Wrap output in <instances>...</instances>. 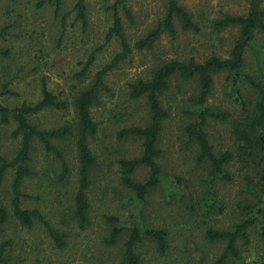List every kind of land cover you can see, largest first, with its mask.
Wrapping results in <instances>:
<instances>
[{"label":"rangeland","instance_id":"374dc122","mask_svg":"<svg viewBox=\"0 0 264 264\" xmlns=\"http://www.w3.org/2000/svg\"><path fill=\"white\" fill-rule=\"evenodd\" d=\"M38 0H0V28L6 27L7 33L0 38V50L8 48V58H0V83L8 79L7 88L16 95H7L4 101L15 105L19 100H35L38 97V78L43 75L47 88L64 97L74 94L78 79L75 73L86 60L92 48L103 45L94 55L81 84L88 82L94 72L105 63L113 53L118 51L116 38L105 42V32L111 22L110 5L114 0H84L87 18L86 31L83 32L74 19L71 10L74 0H60V12L53 14L51 3ZM264 6V0H258ZM184 5L193 19L201 25L200 31L178 30L175 41L163 34L151 49L133 50L127 59L117 63L104 77L106 89L99 91L98 104L93 115L98 122L95 139L98 149L94 150L95 162L89 173L87 198L90 203V224L84 230L73 228L67 246L56 250L45 238L41 225L36 224L32 231H20L7 225L4 232L13 237L12 254L18 255L15 264H114L121 243V235L112 245H107L102 238L111 225L109 215L127 218L129 214H139L140 222L153 227L165 228L168 232L169 251L166 256L156 257L149 243H142L140 250L146 251L149 264H210L221 250L219 242H210L203 238V224L208 219L198 210L197 193L203 182L204 170L194 158L193 142L185 136L184 125L190 119L187 112V97L193 92L194 80L172 78L169 89L160 96L163 106L168 109L170 117L164 122L159 136L161 154L158 163L164 174L175 175L180 181L174 185L183 189L184 196L174 194L168 199L161 187L153 189L143 203L135 205L129 200L131 195L120 181L116 158H130L140 152V139L135 137L116 138L118 129L123 126L142 124L147 115V108L142 98L131 100L126 95L127 81L136 77H145L152 66L163 58H183L192 56L196 60L212 54L226 57L236 36L237 28L215 31L209 21L222 13L244 14L247 0H178ZM127 9L133 16L129 24L120 6L118 13L128 36L129 43L141 37L153 27L163 13L165 0H125ZM67 13L62 20V14ZM63 23L61 29L60 25ZM257 41L264 42L261 32L256 33ZM253 49L245 51V70L256 66ZM223 75L214 76V85L207 103L226 110L237 112L238 108L224 95ZM244 90V95H248ZM71 98V97H67ZM249 98V97H248ZM69 112L56 110L41 111L35 120L46 128L57 127L71 116ZM9 128L1 130L0 153L10 155L16 142L8 136ZM207 140L215 150L230 149V124L210 120L206 125ZM71 165L70 179L75 178V152L70 140L63 143ZM61 145V144H60ZM34 169L45 168L53 163L51 156H43V150L35 144L32 150ZM231 179L216 180L217 198L223 203L222 212L214 214V225L228 228L236 218L243 217L239 208L242 202L240 193V170L236 164L227 168ZM133 177L142 180L146 170L138 168ZM46 184V182H45ZM8 185L5 178L3 188ZM44 183L37 176L27 177L22 183V190L31 194L24 199V204L37 206L42 213L52 212L67 206L72 192V183L66 187L65 197L61 200L53 196L37 199ZM61 202V203H60ZM56 221L55 219L53 220ZM247 249L242 252L244 262L248 264L264 263V242L250 237Z\"/></svg>","mask_w":264,"mask_h":264},{"label":"trees","instance_id":"16d2710c","mask_svg":"<svg viewBox=\"0 0 264 264\" xmlns=\"http://www.w3.org/2000/svg\"><path fill=\"white\" fill-rule=\"evenodd\" d=\"M44 1L52 4L53 14L57 16L60 0H38L36 5ZM247 1L244 14L222 13L209 21L215 31L237 28V36L226 57L212 54L202 60L192 56L163 58L149 69L145 77L127 81L126 96L131 100L142 98L147 115L142 124L123 126L116 133L118 139H140V152L137 156L116 158L120 181L131 194L129 200L135 205L143 203L147 195L159 187L168 199H172L174 194L178 198L184 196L183 189L173 183L175 179L180 181V178L164 174L158 163L161 154L159 136L164 122L170 117L160 96L168 91L172 78L194 80L193 92L187 97L186 110L190 119L184 125V132L194 144L196 163L204 170V176L199 180L203 182V187L197 193L198 210L208 219L203 224V238L222 245L210 264H248L244 262L242 252L247 249L250 237L264 242V42L256 38L257 32H261L264 37V6H259L258 0ZM124 2L114 0L110 5L111 22L105 32V42L112 38L118 40V51L94 72L88 82L81 84L79 82L94 60L95 53L103 45L92 48L75 73V77L80 80L74 94L67 96L71 98L49 90L45 78L40 75L38 97L35 100L22 99L11 105L4 101V97L16 93L7 88L8 79L0 83V133L2 129L9 128L8 136L16 142L10 155L7 152L0 153V264L17 263L18 255L12 254L10 247L13 237L4 232L7 225L25 232L32 231L36 224L41 225L45 238L56 250L67 246L73 228L84 230L89 226L87 188L90 169L95 162L93 152L98 149L95 139L99 131L93 109L98 104L99 91L107 88L104 83L107 72L127 59L133 50L151 49L163 34L175 41L178 30L201 29L199 22L192 18L189 10L178 0H165L161 17L131 45L117 8L119 5L127 22L132 24L133 16ZM71 10L74 19L85 32L87 18L84 0H74ZM66 15L62 14V22ZM6 27L0 28V38L7 33ZM248 48L253 49L256 55V66L250 71L244 67L245 51ZM9 54L8 48L0 50L2 59L8 58ZM219 74L223 75L225 83L224 95L237 106V112L207 103L213 89L214 76ZM244 90L249 92L248 95H244ZM44 110L72 112L61 125L46 128L35 120V116ZM210 120L230 124V149L215 150L209 144L206 125ZM66 140L72 142L75 152L74 180L70 179L71 165L63 148ZM35 144L42 148L44 157L51 156L53 163H47L44 169L35 170L32 164ZM231 164H236L240 170L242 202L239 208L243 217L236 218L228 228H219L214 225L213 217L222 212L223 203L217 198L215 181L231 179L227 170ZM138 168L146 170V177L142 180L133 177ZM30 176H37L44 183L41 193L35 196L37 199L49 196L52 191L53 196L60 197L62 201L66 187L72 183L67 206L60 210L56 208V212L53 208L49 215L42 213L37 206L25 205L24 199L32 195L22 190V183ZM7 177L8 185L3 188ZM136 215L135 212L127 218L118 215L106 217L112 223L102 238L103 242L112 245L118 237L125 236L114 264H149L146 251L140 250L144 242L151 245L156 257L166 256L169 251V232L165 228L140 222L139 214Z\"/></svg>","mask_w":264,"mask_h":264}]
</instances>
